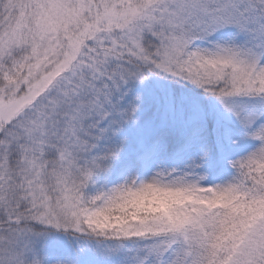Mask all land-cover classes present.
<instances>
[{"label":"snow or ice","instance_id":"6c2138e0","mask_svg":"<svg viewBox=\"0 0 264 264\" xmlns=\"http://www.w3.org/2000/svg\"><path fill=\"white\" fill-rule=\"evenodd\" d=\"M0 264H264V0H0Z\"/></svg>","mask_w":264,"mask_h":264}]
</instances>
